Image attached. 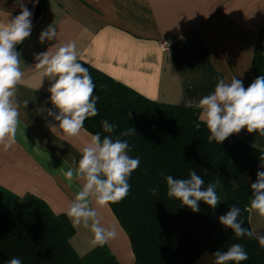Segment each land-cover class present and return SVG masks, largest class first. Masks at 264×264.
Segmentation results:
<instances>
[{
	"label": "crops",
	"instance_id": "0c3cea01",
	"mask_svg": "<svg viewBox=\"0 0 264 264\" xmlns=\"http://www.w3.org/2000/svg\"><path fill=\"white\" fill-rule=\"evenodd\" d=\"M31 11V34L16 50L21 53L23 82L17 86L20 124L16 143L0 146V212L13 208L25 195L43 201L55 215H65L80 184L63 178L72 158L89 141L85 130L61 140L48 125L57 110L48 89L53 81L35 69V56L57 44L41 43L50 25L59 43L75 41L79 62L156 103L184 106L211 94L220 79L254 80L252 58L259 31L264 28V0H23ZM20 14L17 0H0V23ZM171 46L164 50L162 44ZM28 100L27 107L23 101ZM199 111L200 109L193 108ZM236 135L264 151V136L242 129ZM104 226H114L116 239L104 247L119 264H133L130 241L109 206L98 209ZM67 217V216H66ZM68 218V217H67ZM71 245L79 256L97 246L92 233L74 226ZM80 236H83L79 241ZM193 264H213L200 255Z\"/></svg>",
	"mask_w": 264,
	"mask_h": 264
},
{
	"label": "trees",
	"instance_id": "16d2710c",
	"mask_svg": "<svg viewBox=\"0 0 264 264\" xmlns=\"http://www.w3.org/2000/svg\"><path fill=\"white\" fill-rule=\"evenodd\" d=\"M84 66L95 85L93 95L99 99L98 115L87 118L83 130L100 133L101 139L135 130L121 139L129 142L128 154L138 157L140 164L128 179V195L108 205L130 241L133 264H193L203 253L212 256L234 243L248 253V260L240 264H264V249L257 239L237 238L219 221L236 206L244 227L252 230L251 184L264 170V151L236 135L220 144L209 142L210 132L199 120L198 110L152 102ZM251 68L255 79L264 75V28L258 33ZM105 119L115 126L113 133L103 131ZM191 171L205 181L202 189L216 185L220 201L215 209L201 201L199 211L193 212L168 197L165 177L189 178ZM74 235L65 215H55L43 201L25 195L13 208L0 212V264L12 257L22 264H119L104 246L79 256L70 242Z\"/></svg>",
	"mask_w": 264,
	"mask_h": 264
},
{
	"label": "clouds",
	"instance_id": "9594fccd",
	"mask_svg": "<svg viewBox=\"0 0 264 264\" xmlns=\"http://www.w3.org/2000/svg\"><path fill=\"white\" fill-rule=\"evenodd\" d=\"M17 2L20 14L8 19L6 23H0V146L4 150L16 143L20 124L17 86L23 82L25 73L21 70V53L16 50V46L30 37L32 28L31 11L23 0ZM30 2L38 3V0ZM53 39L58 43L35 56L38 61L35 69L42 70L43 77L53 81L48 91L51 93V104L57 111L48 110L47 115L59 123H50L48 127L61 140L67 141L81 133L87 118L98 115L96 103L99 97L93 95L95 85L88 67L79 62L75 41L59 43V32L50 25L40 33L39 40L44 43ZM23 104L27 107L28 100L23 101ZM184 106L200 109L199 120L210 132L209 142L214 140L220 144L245 128L248 133L264 136V75L258 76L247 88L236 77L230 82L220 79L211 94L205 95L198 102L185 100ZM102 127L105 133L115 131V126L106 119L102 121ZM133 134L135 130L129 128L115 139L111 135L101 139L100 133L90 135L89 141L79 150V159L73 157L68 169H61L69 186L80 184L65 214L74 226L82 225L90 229L93 246H104L118 236L114 226H104L98 209L120 202L129 193L131 185L128 179L138 168L140 160L128 154L129 142L121 137ZM261 159L264 161V158ZM165 179L168 197L182 201L193 212L199 211L201 201L213 209L219 204L216 185L210 183L206 189H202L205 181L196 171H191L189 178L168 175ZM151 191L155 194L157 189ZM251 191L250 209L264 218V170L257 172ZM240 215L241 209L233 206L219 217V221L225 228L231 229L237 238H255L264 249V234H257L244 227ZM212 256L213 264H240L249 258L239 243L232 244L226 251L218 250ZM6 264L22 262L12 257Z\"/></svg>",
	"mask_w": 264,
	"mask_h": 264
},
{
	"label": "rangeland",
	"instance_id": "374dc122",
	"mask_svg": "<svg viewBox=\"0 0 264 264\" xmlns=\"http://www.w3.org/2000/svg\"><path fill=\"white\" fill-rule=\"evenodd\" d=\"M249 221H250V226H251L252 231L256 232L257 234H264V218L260 217L255 212V210L251 211ZM82 237L83 236H80L78 240L80 241Z\"/></svg>",
	"mask_w": 264,
	"mask_h": 264
},
{
	"label": "built area",
	"instance_id": "2783aa9c",
	"mask_svg": "<svg viewBox=\"0 0 264 264\" xmlns=\"http://www.w3.org/2000/svg\"><path fill=\"white\" fill-rule=\"evenodd\" d=\"M162 46L164 50H168L171 45L169 43H163Z\"/></svg>",
	"mask_w": 264,
	"mask_h": 264
}]
</instances>
